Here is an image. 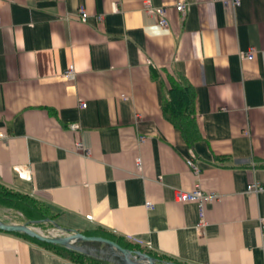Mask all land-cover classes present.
Masks as SVG:
<instances>
[{
  "label": "crops",
  "instance_id": "obj_1",
  "mask_svg": "<svg viewBox=\"0 0 264 264\" xmlns=\"http://www.w3.org/2000/svg\"><path fill=\"white\" fill-rule=\"evenodd\" d=\"M182 78L191 147L162 111ZM0 131V184L46 204L53 226L177 264H264V189L248 190L264 188V0H0ZM197 188L215 195L202 225L173 198ZM0 264L75 263L0 230Z\"/></svg>",
  "mask_w": 264,
  "mask_h": 264
},
{
  "label": "trees",
  "instance_id": "obj_2",
  "mask_svg": "<svg viewBox=\"0 0 264 264\" xmlns=\"http://www.w3.org/2000/svg\"><path fill=\"white\" fill-rule=\"evenodd\" d=\"M194 93L193 87L182 78L180 80L171 82V86L168 89L167 98L162 102L163 114L177 129L180 130L187 145L190 147L199 138L195 116ZM0 206L18 210L23 214L22 221H35L41 226L46 222L51 223V220L54 219L52 211L46 206V204L26 193L1 184ZM83 233L89 236H103L109 239H114L126 248H128V244H131L126 240L101 229L85 230ZM19 235L23 236L25 239H28L32 243L54 251L61 257L75 264H102V260L100 261V259L93 258L89 255L57 247L25 234ZM144 251L147 254L152 255L150 251Z\"/></svg>",
  "mask_w": 264,
  "mask_h": 264
},
{
  "label": "water",
  "instance_id": "obj_3",
  "mask_svg": "<svg viewBox=\"0 0 264 264\" xmlns=\"http://www.w3.org/2000/svg\"><path fill=\"white\" fill-rule=\"evenodd\" d=\"M35 224H37L35 221H27L25 223L5 222L0 218V230L25 234L57 247L77 251L85 255L112 261L117 264H146L143 260L144 258L151 261V264H176L169 261H163L147 253L143 254L139 251L133 252L124 248L118 241L103 236L85 235L80 231L62 228L54 223V226L65 234L58 236L46 232ZM83 243L88 244L90 247L83 246ZM109 246H114L118 251V255L109 253L107 249Z\"/></svg>",
  "mask_w": 264,
  "mask_h": 264
},
{
  "label": "built area",
  "instance_id": "obj_4",
  "mask_svg": "<svg viewBox=\"0 0 264 264\" xmlns=\"http://www.w3.org/2000/svg\"><path fill=\"white\" fill-rule=\"evenodd\" d=\"M227 0H223L224 3H226ZM233 2L235 4H239L240 0H233ZM177 11L183 13L185 10V4L183 2H178L175 5ZM80 16L82 20H85L87 17V14L84 12L83 8L81 7L80 9ZM144 11L147 13V15L149 16H156L157 17V23L162 26L165 27L167 25V18H166V11L165 8L162 6H153L150 1H145L144 3ZM241 56L243 58H248V59H252V54L249 53L247 55H245L244 53H241ZM75 74V70H74V66L72 64H70L67 69L65 70V72L63 73V76L68 78V79H72L74 77ZM81 107H85V103H81ZM70 127L73 130H76L78 128V124L77 123H72L70 125ZM7 133L0 131V139H5L7 138ZM76 149H81V150H86L85 145L82 142H77L75 145ZM139 162V159H138ZM186 163L187 165H189L190 167L194 168L195 170H197V167L193 161V156L192 154H190L187 158H186ZM20 175L22 177H27V175L29 174L28 170L25 169H20L19 171ZM264 189L262 186L258 185V184H250L248 185V190L249 191H260ZM215 197L214 194H209L206 193L204 191H202L201 189L197 188L194 190H190V191H185V190H181V189H175L174 190V194H173V198L176 201L179 202H188V201H195L198 204V208H199V216L201 218V221L199 222V225L204 224V219H203V215H204V210H203V202L204 201H211V199ZM146 206L147 207H152L151 202L147 201L146 202ZM163 260V259H162ZM163 261H168V260H163ZM172 262V261H169ZM174 263V262H173ZM177 264V263H176Z\"/></svg>",
  "mask_w": 264,
  "mask_h": 264
},
{
  "label": "rangeland",
  "instance_id": "obj_5",
  "mask_svg": "<svg viewBox=\"0 0 264 264\" xmlns=\"http://www.w3.org/2000/svg\"><path fill=\"white\" fill-rule=\"evenodd\" d=\"M0 218H1V220L5 221V222H11V223H25V222H27V221H22L23 220V214L20 211L13 210L12 208L3 207V206H0ZM35 225L41 227L43 230H45L46 232H49L50 234L58 235V236L65 235L61 230H59L58 228L53 226L51 223L46 222L42 226L38 223ZM127 246H128V248H126V247H124V248L129 249L133 252L139 251L143 254L146 253L144 250H141L139 248H135V247H133V245L131 246V244L130 245L128 244ZM91 257L96 258V259H100V258H97L94 256H91ZM101 260H102V264H117V263L112 262V261L100 259V261Z\"/></svg>",
  "mask_w": 264,
  "mask_h": 264
},
{
  "label": "bare ground",
  "instance_id": "obj_6",
  "mask_svg": "<svg viewBox=\"0 0 264 264\" xmlns=\"http://www.w3.org/2000/svg\"><path fill=\"white\" fill-rule=\"evenodd\" d=\"M83 246L90 247L86 243H83ZM107 249H108L109 253H111V254L113 253L114 255H118V251L114 246H109V248H107ZM143 260L146 264H151V261H149L148 259L144 258Z\"/></svg>",
  "mask_w": 264,
  "mask_h": 264
}]
</instances>
